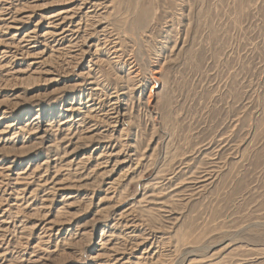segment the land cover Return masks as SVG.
<instances>
[{"label":"rangeland","instance_id":"1","mask_svg":"<svg viewBox=\"0 0 264 264\" xmlns=\"http://www.w3.org/2000/svg\"><path fill=\"white\" fill-rule=\"evenodd\" d=\"M88 1L0 0V264H264V0Z\"/></svg>","mask_w":264,"mask_h":264},{"label":"bare ground","instance_id":"2","mask_svg":"<svg viewBox=\"0 0 264 264\" xmlns=\"http://www.w3.org/2000/svg\"><path fill=\"white\" fill-rule=\"evenodd\" d=\"M80 6L82 7L83 6V8L84 7H86V4H88L90 1H88V0H80ZM89 10V9H88ZM58 13L57 14H54V15H52L53 16V18L55 17H57L58 18ZM61 18V17H60ZM97 21H99L100 22V20H97ZM96 21V22H97ZM53 24V23H52ZM55 24V23H54ZM63 24V23H62ZM62 26V25H61ZM79 26V25H78ZM60 30V29H59ZM60 34V33H59ZM62 34V33H61ZM52 36V35H51ZM31 37V36H30ZM29 37V38H30ZM31 38H33V37H31ZM59 39H61V38H59ZM26 40V39H25ZM62 40V39H61ZM27 43V42H26ZM29 43V42H28ZM19 44H21V42L19 43ZM59 44V43H58ZM31 48V47H30ZM30 54V53H29ZM9 55V54H8ZM14 56V55H13ZM35 120V119H34ZM36 121V120H35ZM78 121V120H77ZM8 124V123H7ZM38 124H40V123H38ZM68 124V123H67ZM80 126V125H79ZM43 129V128H42ZM51 130V129H50ZM37 132V131H36ZM41 132V131H40ZM106 242V241H105ZM108 242V241H107ZM118 260V259H117Z\"/></svg>","mask_w":264,"mask_h":264}]
</instances>
